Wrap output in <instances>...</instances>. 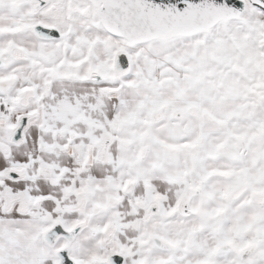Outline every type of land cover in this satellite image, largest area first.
Returning a JSON list of instances; mask_svg holds the SVG:
<instances>
[{
    "label": "snow or ice",
    "instance_id": "1",
    "mask_svg": "<svg viewBox=\"0 0 264 264\" xmlns=\"http://www.w3.org/2000/svg\"><path fill=\"white\" fill-rule=\"evenodd\" d=\"M0 264H264V0H0Z\"/></svg>",
    "mask_w": 264,
    "mask_h": 264
}]
</instances>
